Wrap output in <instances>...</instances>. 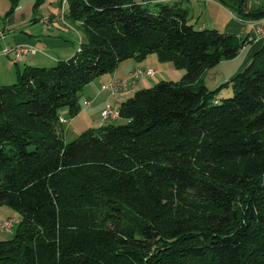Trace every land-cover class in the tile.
I'll list each match as a JSON object with an SVG mask.
<instances>
[{
  "label": "trees",
  "instance_id": "1",
  "mask_svg": "<svg viewBox=\"0 0 264 264\" xmlns=\"http://www.w3.org/2000/svg\"><path fill=\"white\" fill-rule=\"evenodd\" d=\"M65 1L85 38L74 54L0 82V205L19 219L0 264H264V41L211 90L202 73L249 32L194 28L178 0ZM234 1L241 18L264 16V1ZM150 53L181 79L134 89L123 123L66 142L59 110L74 117L85 86Z\"/></svg>",
  "mask_w": 264,
  "mask_h": 264
},
{
  "label": "rangeland",
  "instance_id": "2",
  "mask_svg": "<svg viewBox=\"0 0 264 264\" xmlns=\"http://www.w3.org/2000/svg\"><path fill=\"white\" fill-rule=\"evenodd\" d=\"M67 1L65 0H43L36 7L35 16L32 13L31 17H39V21H33L30 19V24L33 25L31 34L35 36L44 37L43 40L55 44L58 39H67L68 46L72 47L73 53L80 45V41L84 40L82 32H77L71 27L67 26L61 18L62 11L66 9ZM34 0H0V24L3 23V19L6 15L10 14L13 5L18 8L32 9ZM184 6L187 8L189 22L194 28L206 27L214 28L219 31H228L239 34L244 37L250 30V24L247 22L248 19L240 17V14L233 6L235 5L234 0H226V3L220 0H184ZM258 1L249 0V7H256ZM9 11V13H8ZM33 11V10H32ZM43 19H47V24L44 23ZM44 42V41H43ZM250 43H248L249 45ZM70 47V48H71ZM55 50V49H54ZM54 54L56 52L53 51ZM58 54V53H57ZM158 60L155 53H150L141 60L126 59L119 63L120 73L128 69L129 66L134 65L135 67H149L155 68L157 71L153 76L144 77L136 82L135 89H142L154 86L162 80L176 82L179 81L183 75V70L176 68L170 62H161ZM239 64L238 59L223 60L216 65L206 68L202 73V81L209 87V89H215L219 84L225 82L232 74L237 70ZM166 65V66H165ZM168 66V67H167ZM123 73V74H124ZM102 76V75H101ZM101 76H98L99 79ZM15 79V77H14ZM98 80H93L92 84L85 86L80 95L79 104L80 111L74 117H70L68 111L65 108L59 110L60 117L64 119L62 122L63 133L62 137L66 142L75 139L80 132L87 128H97L100 124L107 122L102 119L98 111L90 112L83 104L84 97L93 87L94 83ZM12 83V82H11ZM97 85V84H96ZM98 87V85H97ZM109 94V104L115 105L118 101V95L111 93L109 90L105 91ZM132 93V91H129ZM127 93V92H126ZM231 92L225 88L221 89L218 93V97L229 96ZM113 107V106H112ZM122 118L114 120L115 124L123 123ZM14 214L13 209L0 205V218ZM13 236V231L2 232L0 231V240H9Z\"/></svg>",
  "mask_w": 264,
  "mask_h": 264
},
{
  "label": "crops",
  "instance_id": "3",
  "mask_svg": "<svg viewBox=\"0 0 264 264\" xmlns=\"http://www.w3.org/2000/svg\"><path fill=\"white\" fill-rule=\"evenodd\" d=\"M137 2L145 3L148 5H152L157 2H166L172 3L174 0H136ZM183 8L187 10L184 6V0H178ZM26 8V7H25ZM25 8H18L16 5H13L10 14L6 15L3 19V23L0 24V82L3 84L11 83L14 80L16 75V71L23 68L25 65H49L55 62L58 59H65L70 57L73 53L72 47L68 46V40L66 39H58L55 44L47 42L43 40L42 36H35L31 34L33 25L30 24V19L33 21H39V17L32 18L31 15L33 13L32 9L24 10ZM10 11V10H9ZM67 25V24H66ZM70 27V25H67ZM72 28V27H71ZM73 29V28H72ZM249 32V31H248ZM234 33V32H233ZM247 34V33H246ZM44 41V42H43ZM248 43H250L248 45ZM243 46L238 52V54L232 59H238L239 64L237 66V70L234 74L239 72L253 57L254 53L261 46V41L259 39L250 41ZM30 45L34 46L38 51L35 54H25L21 57L14 56L12 53L3 54L2 50L7 47H13L16 45ZM55 49V50H54ZM78 49V48H77ZM76 49V50H77ZM56 52V54L53 53ZM58 53V54H57ZM163 63L160 62V66ZM166 66V65H165ZM168 67V66H167ZM133 68H136L134 65L129 66L128 69H125V73H120L119 65L117 68L111 72L103 74L98 80L95 82L93 87L87 93L86 97H84V101L86 99L91 100V104L86 107L90 112L98 111L100 114L101 109L105 105L109 104V94L105 91L101 90V85L107 84L112 78L120 77L124 78L128 75L129 71ZM152 69L157 71L155 68ZM232 74L230 77H232ZM229 77V78H230ZM93 82V81H92ZM90 82L89 84H92ZM88 84V85H89ZM98 87H97V85ZM87 85V86H88ZM132 93L127 92L123 95V98L130 96ZM118 101L113 107H117ZM85 106V105H84ZM103 124V123H102Z\"/></svg>",
  "mask_w": 264,
  "mask_h": 264
},
{
  "label": "built area",
  "instance_id": "4",
  "mask_svg": "<svg viewBox=\"0 0 264 264\" xmlns=\"http://www.w3.org/2000/svg\"><path fill=\"white\" fill-rule=\"evenodd\" d=\"M207 1V0H206ZM261 1V0H256ZM264 1V0H262ZM44 23L47 24V19H43ZM247 22L250 24V30L248 33V40L253 41L259 39L261 42L264 41V16L258 19H248ZM38 51L34 46L30 45H16L13 47L7 46L2 50L3 54L12 53L14 56L21 57L25 54H35ZM155 70L152 68L136 67L129 71L126 78H113L108 84L102 86V90H109L113 94L118 95V101L123 99V95L126 92L133 91L135 89L136 82L144 77L153 76ZM91 101H85V105H90ZM100 115L104 120H116L118 118V111L116 107L106 105L101 111ZM60 121L64 119L60 117ZM19 222L16 217H3L0 219V231L11 232L12 228Z\"/></svg>",
  "mask_w": 264,
  "mask_h": 264
}]
</instances>
